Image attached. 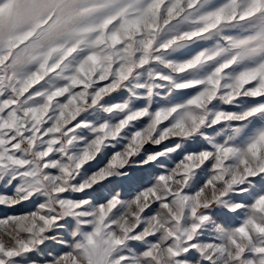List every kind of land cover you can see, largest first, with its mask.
I'll return each instance as SVG.
<instances>
[{"label":"snow or ice","instance_id":"6c2138e0","mask_svg":"<svg viewBox=\"0 0 264 264\" xmlns=\"http://www.w3.org/2000/svg\"><path fill=\"white\" fill-rule=\"evenodd\" d=\"M0 209V264H264V0H0Z\"/></svg>","mask_w":264,"mask_h":264},{"label":"rangeland","instance_id":"374dc122","mask_svg":"<svg viewBox=\"0 0 264 264\" xmlns=\"http://www.w3.org/2000/svg\"><path fill=\"white\" fill-rule=\"evenodd\" d=\"M145 179H147V177H145ZM31 207L30 205H23L21 208H17L14 211L19 212V211H23L26 210L27 208ZM8 212V210L6 209H0V215H4ZM60 249L58 248V246L54 243H49L46 248L45 251H59Z\"/></svg>","mask_w":264,"mask_h":264}]
</instances>
